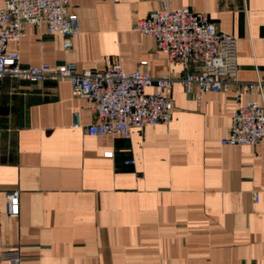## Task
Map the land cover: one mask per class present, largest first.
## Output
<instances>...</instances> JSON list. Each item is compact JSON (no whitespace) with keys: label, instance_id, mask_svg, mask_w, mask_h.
I'll use <instances>...</instances> for the list:
<instances>
[{"label":"crops","instance_id":"obj_1","mask_svg":"<svg viewBox=\"0 0 264 264\" xmlns=\"http://www.w3.org/2000/svg\"><path fill=\"white\" fill-rule=\"evenodd\" d=\"M168 1L237 37L240 81L264 76V0ZM69 6L81 22L70 52L62 35L32 24L7 51L26 66L74 63L82 72L115 63L154 78L186 73L153 37L133 31L158 0ZM173 88L172 123L133 129L125 140L84 133L95 113L69 82H0V264H10L1 252L12 249L21 264H264V141L222 146L239 105L235 88L200 93L195 86L192 96L180 83ZM250 99L259 102V93L240 103ZM13 190L21 212L10 218Z\"/></svg>","mask_w":264,"mask_h":264},{"label":"built area","instance_id":"obj_2","mask_svg":"<svg viewBox=\"0 0 264 264\" xmlns=\"http://www.w3.org/2000/svg\"><path fill=\"white\" fill-rule=\"evenodd\" d=\"M158 1V10L140 20L133 31L153 37L158 52L169 63L183 65L186 73L182 77L154 78L148 72H125L121 64L115 63L104 70L82 72L77 71L74 63L23 65L19 53L8 52L7 48L10 42H20L26 24L43 28L49 35H62L64 50L70 52L74 37L81 32V22L71 12L70 0H5L0 4V82L7 77L30 83L69 82L74 97L87 99L95 113L94 122L87 127H82L76 113V127H82L91 137L117 135L125 140L131 138L133 129L172 123V94L177 83L191 96L195 86L200 93L229 94L235 88L239 105L232 114L229 138L222 146H256L264 141V76L259 75L255 81H240L237 37L221 33L205 14L189 7L174 10L168 0ZM152 88L154 91L148 92ZM256 92L259 102L250 99L244 105L240 103L243 95L253 97ZM113 155L105 154L107 158ZM20 195L18 190L7 193L6 211L10 218L20 215ZM254 200L258 201L257 195ZM1 259L21 264L19 249L3 250Z\"/></svg>","mask_w":264,"mask_h":264}]
</instances>
